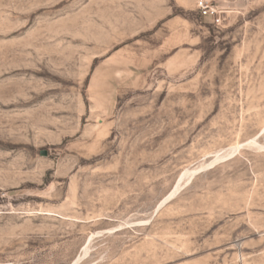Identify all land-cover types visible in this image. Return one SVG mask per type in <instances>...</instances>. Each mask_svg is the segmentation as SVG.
<instances>
[{
	"label": "rangeland",
	"instance_id": "1",
	"mask_svg": "<svg viewBox=\"0 0 264 264\" xmlns=\"http://www.w3.org/2000/svg\"><path fill=\"white\" fill-rule=\"evenodd\" d=\"M198 1L0 0V264H264V0Z\"/></svg>",
	"mask_w": 264,
	"mask_h": 264
},
{
	"label": "built area",
	"instance_id": "2",
	"mask_svg": "<svg viewBox=\"0 0 264 264\" xmlns=\"http://www.w3.org/2000/svg\"><path fill=\"white\" fill-rule=\"evenodd\" d=\"M197 7L200 10L202 15L210 16L216 24H220L221 17H220V13L217 8L208 4L204 0H199L197 2Z\"/></svg>",
	"mask_w": 264,
	"mask_h": 264
},
{
	"label": "bare ground",
	"instance_id": "3",
	"mask_svg": "<svg viewBox=\"0 0 264 264\" xmlns=\"http://www.w3.org/2000/svg\"><path fill=\"white\" fill-rule=\"evenodd\" d=\"M246 143H248V142H245V143H239L230 153H229V155H227V157H230L231 155H233L234 153H235V151H237L240 147H242L244 144H246ZM12 147H14L15 145H11ZM186 172H184V173H182L180 176H179V178H178V180H177V182H176V184L174 185V187H173V191L174 190H176V188H177V186H178V184H179V182L181 181V179L183 178V176H184V174H185ZM191 178V177H190ZM173 192H171L170 193V195L168 196V197H170L171 196V194H172ZM91 237V236H90ZM89 241V240H88Z\"/></svg>",
	"mask_w": 264,
	"mask_h": 264
},
{
	"label": "water",
	"instance_id": "4",
	"mask_svg": "<svg viewBox=\"0 0 264 264\" xmlns=\"http://www.w3.org/2000/svg\"><path fill=\"white\" fill-rule=\"evenodd\" d=\"M46 153H47L46 150H41V151H40V154H41V155H45Z\"/></svg>",
	"mask_w": 264,
	"mask_h": 264
}]
</instances>
